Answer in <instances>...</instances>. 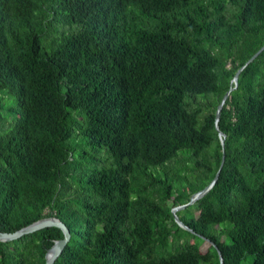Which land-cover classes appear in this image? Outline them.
<instances>
[{
	"label": "trees",
	"instance_id": "1",
	"mask_svg": "<svg viewBox=\"0 0 264 264\" xmlns=\"http://www.w3.org/2000/svg\"><path fill=\"white\" fill-rule=\"evenodd\" d=\"M263 45L264 0H0V231L59 217L54 264H264Z\"/></svg>",
	"mask_w": 264,
	"mask_h": 264
},
{
	"label": "water",
	"instance_id": "2",
	"mask_svg": "<svg viewBox=\"0 0 264 264\" xmlns=\"http://www.w3.org/2000/svg\"><path fill=\"white\" fill-rule=\"evenodd\" d=\"M263 50H264V45L247 61V63L245 65L249 64L250 62H252ZM245 65L243 67H241L238 70V72L236 73L234 79L232 80V83H235V86L231 87L227 91V93L225 94V96H224V98H223V100H222V102H221V104L219 106V109H218V112H217V127H218V121H219V118H220V115H221L222 107L224 106L226 100L230 96V93L233 90V88H236L238 86V77H239V74H240L241 70L245 67ZM220 135H221V139H222V144L224 146L226 135L223 132H221ZM224 162H225V155L223 156V160H222L220 169H219L215 179L212 181V183L210 185H208L203 190H201V191L197 192L196 194H194L188 203H186L184 205H180V206L175 207L173 209L176 221L181 227H183L185 229H188V230H191V228L189 226H187L178 217L176 212L179 209H182V208H184V207H186V206H188L190 204H193L196 200L201 198L208 190H210V188L213 187V185L215 184V182L217 181V179H218V177L220 175V172L222 170ZM50 226L60 227L63 230V232H64V237L61 238V239H58L54 243V245L48 250V252L46 254V264H54L56 259L62 254V252L64 251L66 245L68 244V242L71 239L70 228L59 217H56V216L45 217V218L39 219V220H37V221H35V222L25 226V227H22V228L14 231V232L0 231V240L1 241H13V240H16V239H18V238H20V237H22V236H24L26 234L33 233L35 231H38L40 229H43V228H46V227H50ZM209 241H211V240H209ZM212 243L217 247V249L219 251V254H220V257H221V264H224L222 252L219 250L218 246L214 242H212Z\"/></svg>",
	"mask_w": 264,
	"mask_h": 264
},
{
	"label": "rangeland",
	"instance_id": "3",
	"mask_svg": "<svg viewBox=\"0 0 264 264\" xmlns=\"http://www.w3.org/2000/svg\"><path fill=\"white\" fill-rule=\"evenodd\" d=\"M193 240V239H192ZM195 240H197L198 242H200V243H205V244H202V250L205 252V251H207V248L209 249L210 248V246H209V242H207L206 243V241H204V240H199V239H196L195 238ZM209 264H218V262H217V260H212Z\"/></svg>",
	"mask_w": 264,
	"mask_h": 264
}]
</instances>
